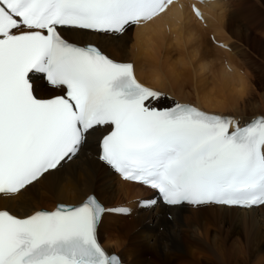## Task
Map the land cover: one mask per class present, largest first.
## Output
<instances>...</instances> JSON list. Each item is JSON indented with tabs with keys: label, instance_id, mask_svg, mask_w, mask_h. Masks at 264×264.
<instances>
[{
	"label": "snow or ice",
	"instance_id": "obj_1",
	"mask_svg": "<svg viewBox=\"0 0 264 264\" xmlns=\"http://www.w3.org/2000/svg\"><path fill=\"white\" fill-rule=\"evenodd\" d=\"M175 2L0 0V196L39 182L110 128L99 141V160L156 191L164 204L264 205V115L241 126L186 104L154 107L162 93L141 84L132 63L63 34L123 35L166 15ZM39 79L61 94L40 98ZM106 212L129 214L94 196L23 218L0 210V264H122L98 238Z\"/></svg>",
	"mask_w": 264,
	"mask_h": 264
},
{
	"label": "bare ground",
	"instance_id": "obj_2",
	"mask_svg": "<svg viewBox=\"0 0 264 264\" xmlns=\"http://www.w3.org/2000/svg\"><path fill=\"white\" fill-rule=\"evenodd\" d=\"M193 6L203 14L202 20L192 13ZM245 25V16L230 12L224 0H176L166 15L144 27L132 28L131 34L71 30L63 34L80 46L96 45L116 62L132 63L137 80L162 93L154 107L190 104L243 125L264 115V92L251 91L248 75L241 72L247 73V67L232 58L237 47L230 42L241 44L249 39ZM205 32H210L211 40L205 38ZM34 86L40 98L58 93L41 79L35 80ZM108 130H98L76 157L46 173L39 182L14 196H0V210L23 218L43 209L51 211L57 204H81L93 194L106 209L129 212L128 217H108L106 212L98 229L99 239L102 230L119 237L122 248L115 244L117 247L110 249L107 241L102 245L109 254L119 255L124 264H174L186 256L212 264H233L236 259L261 264L264 205L249 209L187 204L164 207L151 189L121 179L98 159L99 140ZM148 200H156V204L142 207L140 202ZM120 220L130 225L133 236L114 234ZM142 251L150 252L153 259L148 261Z\"/></svg>",
	"mask_w": 264,
	"mask_h": 264
},
{
	"label": "rangeland",
	"instance_id": "obj_3",
	"mask_svg": "<svg viewBox=\"0 0 264 264\" xmlns=\"http://www.w3.org/2000/svg\"><path fill=\"white\" fill-rule=\"evenodd\" d=\"M224 4H226L227 9L230 12L233 11L236 15L245 16L246 18V21H247V25H245L246 34L249 39L245 43H241V44L239 43L236 44V41L230 42V43H233V45L237 47L236 54L234 53L232 55V58L236 62L245 64V66L247 67V73L244 70L241 72H243L244 75L246 74L248 75V78H249L248 84H249L251 91L254 92L255 94L263 93L264 92V87H263L264 77L262 76H264V0H224ZM131 29H129L127 33L131 34L132 33L130 32ZM209 33L210 32L208 33L205 32V38L206 39L208 38L211 40V35L209 37ZM226 36L231 37L230 35H226ZM213 46L219 48V50L221 51L223 50V48L215 46L214 44ZM203 47L206 48L204 45ZM206 49L209 50V48H206ZM217 56L218 55H216L215 57ZM169 98L165 97V99L171 100ZM157 106L162 107L161 104H157ZM168 106H163V107L166 108ZM107 214H108V217L109 215L111 216L116 215L115 212L107 213ZM167 214L169 213H166V216ZM127 225L128 224H124V220H120L117 228L113 231L114 234L122 233L124 236L125 235L129 237L133 236V230L130 231L131 230L129 229L130 225L128 226ZM101 230H102V227H101ZM101 241L103 242L107 241L110 249L112 248L113 250L117 247V245L120 246L121 248L123 247L121 241H119V237L110 236L108 231L102 230ZM116 250H117L116 252H119L118 249ZM141 253H142L141 255L144 256L148 261L153 259V256L152 254H150V252L142 251ZM181 259H179L181 261L177 260L176 262H174V264H212L211 262H205L204 259H200V257H197V256H186ZM238 261L236 259L233 262V264H247V262H244V260H242V262L241 260L240 262ZM251 264H254V263H251ZM261 264H264V259L261 261Z\"/></svg>",
	"mask_w": 264,
	"mask_h": 264
}]
</instances>
